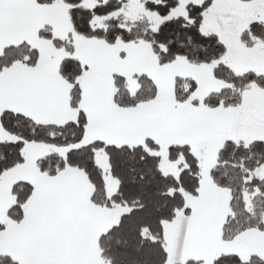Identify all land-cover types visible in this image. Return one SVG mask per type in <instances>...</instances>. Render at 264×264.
<instances>
[{
    "label": "snow or ice",
    "instance_id": "6c2138e0",
    "mask_svg": "<svg viewBox=\"0 0 264 264\" xmlns=\"http://www.w3.org/2000/svg\"><path fill=\"white\" fill-rule=\"evenodd\" d=\"M0 264H264V0H0Z\"/></svg>",
    "mask_w": 264,
    "mask_h": 264
}]
</instances>
